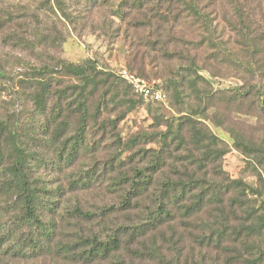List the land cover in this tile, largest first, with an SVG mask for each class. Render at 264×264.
I'll return each mask as SVG.
<instances>
[{
  "label": "trees",
  "instance_id": "1",
  "mask_svg": "<svg viewBox=\"0 0 264 264\" xmlns=\"http://www.w3.org/2000/svg\"><path fill=\"white\" fill-rule=\"evenodd\" d=\"M105 7L110 10L111 16L106 15L103 20L95 21L92 18L93 12ZM116 18L122 24L128 22L142 28L158 25L159 29H165L169 26V31L181 21L194 22L201 29L197 32L200 36L196 42L197 47L206 45L214 51L215 56L222 55L225 62L234 67V71L256 77L260 82L264 80V0H121L117 6L111 5L109 0H0V92L6 83L9 88H18L19 92L12 101L21 105L19 109L0 106V256L7 252L13 256H38L42 252L50 253L58 249L55 244L58 204L51 190L37 174L36 169L43 161L36 152L37 141L45 139L48 145H56V162L68 164L80 151L92 149L90 140H85L88 132L86 128L89 120L95 117L93 113L98 112L107 99V93L119 112L115 119L101 124L102 131L109 126L113 127L115 124L112 122L122 120L129 113L125 108L127 105L130 109L135 107L129 92L124 94L126 99L122 95V91L133 90L132 86H123V80L116 76L112 79L111 74L100 70L90 60L78 64L61 56L70 29L81 35L88 27H98L106 36L113 37L116 35ZM223 22H228L235 34L232 46H228V40L223 37ZM171 38V34H167L160 38V42L156 40L152 44L160 43L159 47L167 48ZM23 63H27V68L12 78L14 82L3 81L14 66H23ZM184 67L185 72L178 70L168 78V91H172V95L177 98L186 92L192 94L197 89L198 77L205 81L198 74L201 66L196 61L192 59ZM101 83L106 85L104 91ZM162 88L168 96L166 89ZM246 94L244 91L234 94L233 106L236 112L242 111ZM257 95L258 106L263 110L264 98L260 93ZM205 107L197 106L191 116L185 115L189 118L180 119L177 130H173V123L169 124L166 132L161 133L162 146L166 145L167 134L173 133L178 140L177 146L185 142L200 149L203 163L200 161L199 166H205L210 161L224 173L221 162H216L217 154L213 148L218 138L207 134L196 122L197 117L207 116ZM74 114L77 115L79 125L75 127L73 136L65 139L69 120ZM182 122L188 123L191 128L187 139L179 131ZM230 132L235 138V144L244 153L258 155L264 164V145L247 139L235 129ZM116 140L120 147L116 154L117 165L133 166L121 170L112 185L121 186L124 208L133 205L148 209L143 197L152 186L153 173L161 169L165 154L162 151L149 153L148 165L139 167L133 164L135 153H138L131 149L136 144L134 138L130 137L124 142L121 137ZM141 150L149 152L148 148ZM165 151L171 153L169 149ZM87 181L79 186L87 187L90 184ZM192 183L193 180L183 178L176 182H164L162 186L166 188L161 189L160 195L166 194L171 202L159 201L155 208L148 209L149 220L134 227L146 231L172 219L174 211L170 205L187 216L197 213L206 205L214 204L217 207L216 200L219 203L223 201L227 184L234 189L235 196L231 198L235 202H248L247 192L262 195L258 188L237 178L208 190L196 185L200 190L187 196L192 191ZM74 184L78 187L77 182ZM187 197L193 198L192 203L184 202ZM79 207L74 209L77 217L89 219L91 214ZM220 211L224 213L221 205ZM252 217L247 225H241L248 231L247 234L231 237L221 229L225 226L214 228L209 224L208 233L202 235V238L209 246L226 252L229 264H264V243L259 238L263 236L264 214L256 213ZM117 230L105 240L97 236H80L82 240L75 244L61 242V251L74 255L77 253L79 261L84 262L118 259L124 235L134 236L137 231ZM73 248H78V252H73Z\"/></svg>",
  "mask_w": 264,
  "mask_h": 264
},
{
  "label": "rangeland",
  "instance_id": "2",
  "mask_svg": "<svg viewBox=\"0 0 264 264\" xmlns=\"http://www.w3.org/2000/svg\"><path fill=\"white\" fill-rule=\"evenodd\" d=\"M109 1L113 6L121 2ZM106 15L111 16L107 7L95 10L92 18L101 21ZM113 19L115 20V17ZM170 28L167 26L165 29H159L158 25L157 27L154 25L153 28H142L128 22L122 24L116 18L114 25L116 35L113 37L106 36L98 27L96 29L88 27L81 35L70 29L62 46L63 58L78 64L90 60L100 70L111 74L112 79L116 76L123 80L121 82L123 86L129 84L119 72L127 68L138 74L137 76L164 87L168 96L166 95L164 102H150L132 89L122 91L123 98L124 94L129 92V97L135 101V107L130 109L127 105L125 108L129 113L122 120L118 118L120 121L112 122L115 124L113 127L109 126L102 131L101 124L115 119L119 112L109 100L107 93V99L104 100L101 109L93 113L95 117L89 120L86 128L88 132L85 140H90L93 144L92 149L80 151L68 164L56 162L58 159L56 145H48L45 139L37 141L36 152L43 158L36 169L37 174L42 183L51 190L52 197L58 204L56 213L58 226L55 235L58 249L50 253L42 252L38 256H13L8 252L3 253L0 256V264H229L226 260L227 253L209 246L204 242L202 235L208 233L209 224L214 228L223 225L225 227L221 229L236 238V235L248 233L241 225H247L248 220L251 222L252 216L256 213L264 214V164L258 155L244 153L242 148L235 144V138L230 132L231 129H235L247 139L264 145V109L258 106L257 95L260 93L264 98V80L260 82L256 77L234 71V67H230L222 55L215 56L214 51L206 45L197 47L196 42L200 38L197 32L201 29L194 22L184 20V23L182 21L177 23L173 30L169 31ZM221 29L224 31L223 37L228 40L226 41L228 46H232L236 37L228 22H223ZM167 34L172 36L167 48L159 47L160 43L152 44L156 40L160 42V38L166 37ZM192 59L201 66L198 74L205 81L198 77L199 87L197 86L192 94L184 93L186 88L181 98L180 96L177 98L172 95V91H168V78L175 75L178 70L185 72L184 66ZM25 68L27 63H23V66H14L10 75H6L3 81L14 82L12 78L24 72ZM3 86L4 90L0 92V106L21 108V105L12 101L19 89L9 88L7 83ZM100 86L102 91L106 89L105 84L101 83ZM237 91L247 93L241 112H236L233 106V96ZM120 106L119 104L118 107ZM197 106H206L207 116L197 117L196 122L207 134L218 138L213 148L217 154L216 162H221L224 173L210 161H207L205 166H199L200 161L203 163L200 149L185 142L177 146L178 140L173 133L167 134L166 145L162 146L161 133L166 132L171 123L174 124L173 130L175 128L177 130L181 123L179 120L189 118L185 115L191 116L192 110ZM69 121L65 139L73 136L75 127L79 125L75 114ZM190 130V125L182 122L179 131L184 138H189ZM118 137H121L123 142L130 137L136 141L131 147L135 152L138 151L133 162L136 166L146 167L150 160L149 153L162 151L161 153L165 154L161 169L153 173L152 186L143 197L149 210L155 208L159 201L171 202L166 194L160 195L161 189L166 188L162 185L166 181L176 182L180 178L193 180L192 191H189L187 196L200 190L199 187H195L196 185L208 190L237 178L258 188L262 195L247 192L248 202H235L231 198L235 196L234 189L232 185L227 184L223 192V201L219 203L216 200L217 207L214 204L206 205L197 213L187 216L177 207L170 205L174 211L172 219L152 229L139 231L140 228L134 226L149 220L147 219L149 210L133 205L131 208H124L121 186L112 185L121 170H128L133 166L117 165L116 154L120 149L116 140ZM140 148L143 150L148 148L149 152H144ZM166 149L171 150V153L165 151ZM146 171L152 174L150 170ZM85 180L90 184L85 188L79 186ZM74 182H77L78 187ZM191 201L193 198H188L184 202L192 203ZM220 205L224 213L220 211ZM79 206L91 214L89 219L77 217L74 209ZM114 230L137 231L134 236L123 234L118 259L84 262L79 261L77 253L74 255L61 251V242L75 244L82 240L80 236H97L105 240ZM262 232L263 236L259 233L261 235L259 238L264 243V228ZM72 251L78 252V248H73ZM243 252L246 250L243 249Z\"/></svg>",
  "mask_w": 264,
  "mask_h": 264
},
{
  "label": "built area",
  "instance_id": "3",
  "mask_svg": "<svg viewBox=\"0 0 264 264\" xmlns=\"http://www.w3.org/2000/svg\"><path fill=\"white\" fill-rule=\"evenodd\" d=\"M119 74L146 101L164 102L166 100V94L159 84L149 82L127 68L121 69Z\"/></svg>",
  "mask_w": 264,
  "mask_h": 264
}]
</instances>
